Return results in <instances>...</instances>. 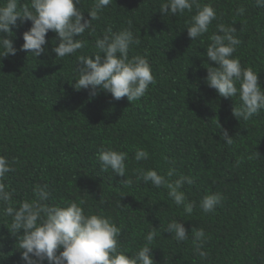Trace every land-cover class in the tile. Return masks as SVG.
I'll return each mask as SVG.
<instances>
[{"label": "trees", "instance_id": "1", "mask_svg": "<svg viewBox=\"0 0 264 264\" xmlns=\"http://www.w3.org/2000/svg\"><path fill=\"white\" fill-rule=\"evenodd\" d=\"M165 2L111 0L81 37L86 46L74 55L58 57L53 49L59 41L49 31L41 56L18 51L0 57V155L14 168L5 183L15 190L17 204L34 199L37 184L48 185L49 204L83 200L86 211L110 216L122 227L120 242L129 255L156 228L150 245L154 264H264V111L240 121L233 115L238 97H220L206 82L207 67L217 66L207 57V47L224 24L234 26L241 41L234 56L258 72L264 86V7L256 0H198L213 6L217 19L194 40L187 27L196 9L167 16L160 11ZM28 3L19 0L21 6ZM95 3L77 4L85 19H91L88 11ZM241 7L242 15L237 13ZM129 23L141 41L130 48L129 57L146 56L155 77L145 96L132 103L127 97L114 100L103 90L94 96L89 89L77 90L79 56L94 57L95 41L109 27L118 32ZM17 24L12 32L14 47L20 49L32 22ZM225 129L232 145L221 139ZM108 148L128 153L126 176L101 170L97 153ZM137 148L147 150L149 159L135 161ZM173 166L172 179L181 174L193 179L182 189L187 202H194L191 214L174 203L168 189L136 180L137 168L166 175ZM127 177L130 185L122 183ZM213 193L224 199L204 213L200 202ZM172 220L184 224L186 241L164 232ZM10 223L0 215V264H24ZM197 229L208 237L202 249L207 258L195 250Z\"/></svg>", "mask_w": 264, "mask_h": 264}, {"label": "clouds", "instance_id": "2", "mask_svg": "<svg viewBox=\"0 0 264 264\" xmlns=\"http://www.w3.org/2000/svg\"><path fill=\"white\" fill-rule=\"evenodd\" d=\"M81 0H30L21 6L19 0H6L0 3V57L15 56L18 51L30 52L35 57L45 52L49 31L56 33L59 41L53 51L58 57L74 55L83 49L85 41L81 39L87 30L93 29L92 22L100 19L101 13L111 4V0H96L88 11L91 19H85L83 11L77 7ZM264 7V0H256ZM196 9L187 27L188 36L194 40L209 31L217 19V12L211 4L201 5L198 0H166L160 11L167 16H177ZM245 9H237L242 15ZM30 20L31 28L24 32V43L14 47L13 26H19ZM218 33L211 36L212 43L207 47L206 55L216 63V67H207L206 82L215 89L220 97H238L239 105L233 109V115L240 121H249L254 115L264 111V86L259 82V74L251 67H243L238 57L234 56L241 41L236 37L234 26L219 24ZM7 34V37L5 36ZM79 36V39L75 37ZM141 43L139 37L129 27L113 32L109 27L102 38L95 41L97 52L93 56L80 55L76 68L77 78L74 87L77 90L89 89L90 96L103 90L112 95L114 100L127 97L128 101L140 100L155 83L151 65L146 56L129 57V50ZM221 139L226 144H233V137L225 129ZM101 170L111 169L115 175L126 176L128 153L112 148L101 149L97 153ZM135 161H146L149 152L137 148ZM14 171L6 156L0 155V215L11 218L9 231L18 236L21 259L24 264H154L150 245L156 238V228L149 231L146 243L134 254L129 255L122 247L120 236L122 227L110 216L93 214L82 206L83 200L72 201L64 205L49 204L48 185H35L32 189L34 199L15 202V190L5 183L7 175ZM136 180L150 183L155 188L168 189V196L177 206L183 205L186 213L191 214L194 202H187L185 184H193L190 176L176 175L175 167L167 174L155 169L137 168ZM122 183L130 185L127 177ZM224 199L222 194L205 195L199 207L204 213H211ZM102 200V198H101ZM164 232L174 234L178 242L189 238L183 223L170 221ZM22 233V234H21ZM208 237L203 229L193 234V244L197 254L207 258L203 247ZM63 249L62 251H59ZM59 251V254H57Z\"/></svg>", "mask_w": 264, "mask_h": 264}]
</instances>
